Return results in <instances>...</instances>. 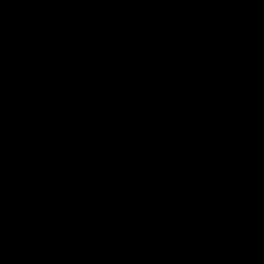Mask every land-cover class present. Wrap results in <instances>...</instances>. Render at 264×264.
<instances>
[{"label":"water","instance_id":"1","mask_svg":"<svg viewBox=\"0 0 264 264\" xmlns=\"http://www.w3.org/2000/svg\"><path fill=\"white\" fill-rule=\"evenodd\" d=\"M0 264H264V0H0Z\"/></svg>","mask_w":264,"mask_h":264}]
</instances>
